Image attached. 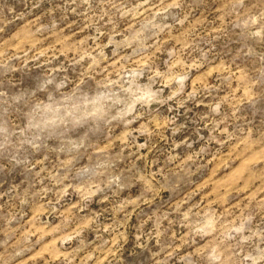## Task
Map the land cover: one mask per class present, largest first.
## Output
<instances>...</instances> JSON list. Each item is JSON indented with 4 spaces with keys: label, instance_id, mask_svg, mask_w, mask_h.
<instances>
[{
    "label": "rangeland",
    "instance_id": "rangeland-1",
    "mask_svg": "<svg viewBox=\"0 0 264 264\" xmlns=\"http://www.w3.org/2000/svg\"><path fill=\"white\" fill-rule=\"evenodd\" d=\"M0 264H264V0H0Z\"/></svg>",
    "mask_w": 264,
    "mask_h": 264
}]
</instances>
